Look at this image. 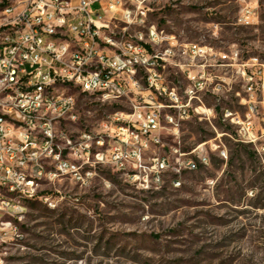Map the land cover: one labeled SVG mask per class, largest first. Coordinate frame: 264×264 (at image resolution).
I'll use <instances>...</instances> for the list:
<instances>
[{
	"label": "built area",
	"instance_id": "obj_1",
	"mask_svg": "<svg viewBox=\"0 0 264 264\" xmlns=\"http://www.w3.org/2000/svg\"><path fill=\"white\" fill-rule=\"evenodd\" d=\"M134 2L135 9H127L125 0H0V212L19 214L15 191L50 202V193H39L42 181L71 168L80 178V167L64 159L68 150L86 163L94 155V164L143 169V155L161 143L164 126L177 131L196 116L211 122L217 110L207 107L203 96L229 92L235 82L207 70L217 56L240 81L243 109H223L221 120L236 128V141L264 151V61L239 49L225 53L181 44L165 29H153L151 21L142 22V14H153L155 0ZM239 22L259 24L256 9L245 6ZM171 69L187 78L185 89L168 79ZM194 77H202L201 87H194ZM3 89H10V97H2ZM72 90L105 103H130L131 112L112 119L109 148L102 135L82 132L78 142L70 136L69 127L80 121ZM51 119H59V127H50ZM210 150L228 159L223 145L211 141ZM195 152L176 165L167 157L154 159L153 182L160 184L161 174L172 170L173 186L181 187L185 170L210 165L205 144ZM9 233L17 236L14 224L0 221V240Z\"/></svg>",
	"mask_w": 264,
	"mask_h": 264
},
{
	"label": "rangeland",
	"instance_id": "obj_2",
	"mask_svg": "<svg viewBox=\"0 0 264 264\" xmlns=\"http://www.w3.org/2000/svg\"><path fill=\"white\" fill-rule=\"evenodd\" d=\"M151 5L150 21L181 44L225 53L239 49L264 61V0H155ZM247 5L256 9L259 24L239 22ZM219 64L217 56L207 70L235 82L229 92L203 96L207 107L216 108V118L196 116L177 131L164 126L161 143L143 155L145 168L94 164V155L86 163V157L69 156L68 150L64 159L80 167V178L71 168L65 176L42 181L39 193H50V202L22 201L16 217H4L18 234L0 240V264H264V151L236 141V128L221 120L223 109H243L237 98L240 81L232 68ZM167 77L181 89L189 84L176 69ZM71 93L80 115L69 127L72 139L78 142L82 132H92L104 136V149L109 148L112 119L131 112L130 103ZM211 141L223 145L227 160L210 150ZM203 144L209 166L185 170L179 188L172 184V170L161 174L160 184L153 182L154 159L167 157L176 165L179 158L195 157Z\"/></svg>",
	"mask_w": 264,
	"mask_h": 264
},
{
	"label": "bare ground",
	"instance_id": "obj_3",
	"mask_svg": "<svg viewBox=\"0 0 264 264\" xmlns=\"http://www.w3.org/2000/svg\"><path fill=\"white\" fill-rule=\"evenodd\" d=\"M125 6L127 9H135V2L134 0H125ZM150 14H142V22H150L149 19ZM153 29H160L158 25L153 23ZM202 84V77H194V87H201ZM2 97H10V89H3L2 90ZM50 127H59V119H51L50 120ZM15 198L16 201H33L38 198V196L30 193L28 191H15ZM16 217V215H10L9 211H2L0 212V221H4V217ZM6 223H12L11 221H6ZM14 229L17 228L14 226Z\"/></svg>",
	"mask_w": 264,
	"mask_h": 264
},
{
	"label": "trees",
	"instance_id": "obj_4",
	"mask_svg": "<svg viewBox=\"0 0 264 264\" xmlns=\"http://www.w3.org/2000/svg\"><path fill=\"white\" fill-rule=\"evenodd\" d=\"M161 27V26H160ZM162 28V27H161ZM243 145V144H242ZM244 146H247V145H244ZM34 201V200H33ZM28 202H32V201H28Z\"/></svg>",
	"mask_w": 264,
	"mask_h": 264
}]
</instances>
